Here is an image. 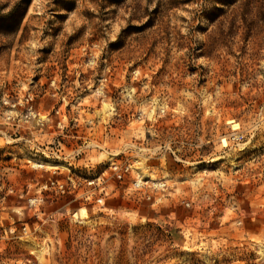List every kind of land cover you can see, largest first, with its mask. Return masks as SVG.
Masks as SVG:
<instances>
[{"label": "rangeland", "instance_id": "obj_1", "mask_svg": "<svg viewBox=\"0 0 264 264\" xmlns=\"http://www.w3.org/2000/svg\"><path fill=\"white\" fill-rule=\"evenodd\" d=\"M210 5L0 0V264H264V0Z\"/></svg>", "mask_w": 264, "mask_h": 264}, {"label": "built area", "instance_id": "obj_2", "mask_svg": "<svg viewBox=\"0 0 264 264\" xmlns=\"http://www.w3.org/2000/svg\"><path fill=\"white\" fill-rule=\"evenodd\" d=\"M112 169H113V172L116 174V176L122 179L124 176V170H128V167H126L125 169H122L118 164L114 163L112 165Z\"/></svg>", "mask_w": 264, "mask_h": 264}, {"label": "trees", "instance_id": "obj_3", "mask_svg": "<svg viewBox=\"0 0 264 264\" xmlns=\"http://www.w3.org/2000/svg\"><path fill=\"white\" fill-rule=\"evenodd\" d=\"M219 3H222V0H207V4L210 5L212 4L213 6H205L206 9H209V8H212V9H215V10H220L221 7H218L217 5Z\"/></svg>", "mask_w": 264, "mask_h": 264}, {"label": "bare ground", "instance_id": "obj_4", "mask_svg": "<svg viewBox=\"0 0 264 264\" xmlns=\"http://www.w3.org/2000/svg\"><path fill=\"white\" fill-rule=\"evenodd\" d=\"M233 126L236 128V127H238V124H237V123H235V124H233Z\"/></svg>", "mask_w": 264, "mask_h": 264}]
</instances>
